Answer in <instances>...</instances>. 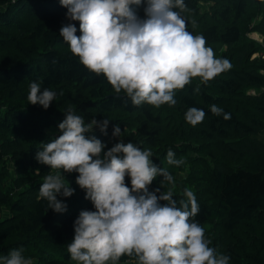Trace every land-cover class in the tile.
Segmentation results:
<instances>
[{
	"label": "trees",
	"instance_id": "16d2710c",
	"mask_svg": "<svg viewBox=\"0 0 264 264\" xmlns=\"http://www.w3.org/2000/svg\"><path fill=\"white\" fill-rule=\"evenodd\" d=\"M184 2V11H174L185 19L187 30L203 35L206 47L232 67L207 85L194 78L176 91L174 106L156 108L134 106L103 74L89 71L71 53L60 30L75 23L79 36V23L67 19L60 0H0V264L12 250H23L33 264H76L68 252L75 221L81 211L95 208L74 172L63 173L74 194L57 197L67 211L50 209L39 189L56 170L36 159L44 144L61 134L58 125L69 110L85 123L109 120L106 135L99 127L86 134L105 144V152L121 142L151 150L153 163L175 183H162L158 176L150 192L160 189L159 196L171 190L179 206L186 200L185 189L193 191L200 208L193 220L204 228L217 255L229 256V264H264V0ZM144 7L133 6L142 19ZM254 32L263 38L262 45L249 37ZM219 49L224 51L219 54ZM33 82L57 94L47 110L28 101ZM212 105L231 119L214 115ZM190 107L206 113L195 127L185 119ZM116 125L121 137L113 136ZM169 149L183 159L182 165L167 163ZM178 172L184 176L177 177ZM126 184L131 187L130 177ZM119 264H137V259L124 255Z\"/></svg>",
	"mask_w": 264,
	"mask_h": 264
},
{
	"label": "clouds",
	"instance_id": "9594fccd",
	"mask_svg": "<svg viewBox=\"0 0 264 264\" xmlns=\"http://www.w3.org/2000/svg\"><path fill=\"white\" fill-rule=\"evenodd\" d=\"M67 9V19L79 23L62 26L60 36L70 46L80 63L96 75L103 74L114 91L124 92L134 106L144 103L160 108L174 106L177 90H183L194 78L207 85L231 69L226 58H217L206 47L203 35L187 30L180 11L186 9L184 0H60ZM145 18H140L133 6L145 5ZM196 91H199L197 88ZM56 93L38 83L30 85L27 97L31 105L47 110ZM214 115L225 120L230 113L216 105ZM205 111L190 107L186 121L201 124ZM58 127L60 135L45 143L38 151L37 161L56 170L44 177L39 196L47 200L56 213L67 211L58 196L71 197L75 190L65 182L63 173H79L76 184L86 192V199L95 211L83 210L75 221V236L68 245L71 260L76 264H119L122 256L135 257L137 264H229L230 257L217 255L205 238V230L193 218L200 208L193 191L185 189L186 200L173 199L171 190L159 196L149 191L158 177L174 184V177L153 163L151 150H142L133 143H117L107 152L106 145L94 135L86 136L99 127L107 134L109 120L83 117L71 110ZM119 125L113 136L121 137ZM167 163L179 167L169 149ZM39 174V170H37ZM131 179V187L126 184ZM161 201L166 202L161 205ZM12 250L3 264H33Z\"/></svg>",
	"mask_w": 264,
	"mask_h": 264
},
{
	"label": "rangeland",
	"instance_id": "374dc122",
	"mask_svg": "<svg viewBox=\"0 0 264 264\" xmlns=\"http://www.w3.org/2000/svg\"><path fill=\"white\" fill-rule=\"evenodd\" d=\"M203 8V10L205 11V12H207L208 11V7L207 6H204V7H202ZM249 37L251 38V39H253L254 41H256L259 45H262L263 44V38L261 37V35L259 34V33H257V32H254V33H251V34H249ZM222 51H224V49H219V54H221L222 53ZM257 55H255V57H256ZM248 93L249 94H251V95H256V91L255 90H249L248 91ZM52 132L55 134L56 133V131L55 130H52ZM192 156V155H191ZM184 173H180V172H178L177 173V177H179V178H182L184 175H183ZM244 228H247V227H244ZM238 236H240L241 235V232L239 231L238 233Z\"/></svg>",
	"mask_w": 264,
	"mask_h": 264
}]
</instances>
